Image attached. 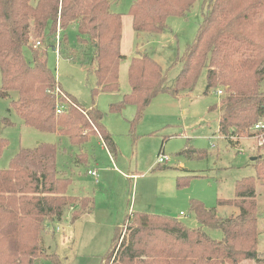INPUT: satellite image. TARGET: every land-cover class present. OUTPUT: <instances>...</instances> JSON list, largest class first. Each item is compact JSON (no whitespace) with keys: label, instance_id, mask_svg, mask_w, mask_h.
<instances>
[{"label":"trees","instance_id":"trees-1","mask_svg":"<svg viewBox=\"0 0 264 264\" xmlns=\"http://www.w3.org/2000/svg\"><path fill=\"white\" fill-rule=\"evenodd\" d=\"M196 0H135L129 8L136 33L160 34L169 17H184ZM112 0H0V98H10L11 108L23 124L39 132L64 136L78 149L98 132L106 147L116 148L103 125V114L83 109L61 90L47 65V50L53 48L57 21L62 31L63 53L76 60L91 51L92 99L119 90L122 55L121 15L110 11ZM202 21L196 37L180 59L181 70L174 86H166L167 74L147 55L132 57L127 68L130 92L110 104V113L132 106L130 131L160 94L178 97L193 91L202 71L206 72L204 95L222 88L219 99L218 133L235 146L244 134L261 122L264 134V0H202ZM76 30V48L66 49L65 31ZM46 40L43 50L40 45ZM24 50L30 53L27 62ZM84 64V59L79 60ZM174 64V63H173ZM173 66V65H172ZM58 89L63 95L56 92ZM222 91V90H221ZM62 102L69 105L56 113ZM8 121V120H7ZM6 121V122H7ZM9 124V122H8ZM8 141L0 138V156ZM190 151V150H189ZM111 154V153H110ZM200 155V153H199ZM256 176L236 181L234 198L217 201L218 206L237 209L228 217L191 201L190 211L200 227L187 228L176 218L147 212H132L114 229L108 251L100 264H240L253 260L264 264L257 253L259 231L255 186L264 180V154H255ZM80 157V155L78 156ZM80 161V160H78ZM71 179L58 174L56 147L37 143L20 149L7 168L0 169V264L58 263L55 253L44 249L46 224L62 219L72 208L71 221L89 213L90 198L67 194ZM131 222L127 244L118 240L125 223ZM202 228L218 229L223 238L211 239Z\"/></svg>","mask_w":264,"mask_h":264},{"label":"rangeland","instance_id":"rangeland-1","mask_svg":"<svg viewBox=\"0 0 264 264\" xmlns=\"http://www.w3.org/2000/svg\"><path fill=\"white\" fill-rule=\"evenodd\" d=\"M134 1L112 0L110 4V11L120 14L122 19L120 53L123 61L119 67V90L116 93L99 94L92 99L90 91L94 87V77L90 72L92 67L87 63L91 51H86V56L82 55L79 59H69L62 51L59 21L55 38L50 40L53 48L47 50V65L55 74L61 90L72 96L83 109L95 107L103 114L102 122L112 136L115 154L110 146L106 147L103 141L97 139L98 132L94 129V138L87 144V162H78L80 151L66 137L39 132L23 124L10 105L11 101L17 99L16 92H10L9 99L0 98V138L8 141L0 156V169L7 168L10 159L20 149L33 148L37 143H50L56 147L58 174L72 181L69 193L94 198L92 215L83 217L72 229L65 219L47 222L44 238L51 248L49 253H55L59 262L43 259L36 264H100L101 257L109 249L114 229L123 224L132 212L166 215L178 219L187 228L195 229L200 225L190 211V203L199 201L206 209H215L218 216L228 217L237 209L232 206L220 207L217 201L234 198L236 181L256 176V163L251 158L258 153L264 154V134L254 136L255 130H249L237 140L235 146L220 136V108L211 110L210 107L218 106L224 90L220 88L221 96L213 91L204 95L205 71L201 72L191 93L179 97L158 95L132 131L129 130L135 112L132 106L125 107L120 113L108 111L110 104L129 92L126 71L132 57L147 55L154 59L167 74L166 86L171 89L182 67L181 63L175 64V61L192 45L202 21V0H196L184 17L167 18L164 32L136 33L128 14ZM65 34L68 40L65 48H76L74 26L69 25ZM46 42L44 40L41 45H35L43 50ZM58 46L59 53L55 51ZM24 56L27 62L31 61L27 50H24ZM82 59L86 61L84 64L79 61ZM261 90L264 91V83ZM60 106L63 111L69 105L62 102ZM108 151L113 159L109 158ZM161 153L169 160L156 164ZM88 168L97 170L98 175L94 178L89 176ZM255 202L259 231L257 252L262 259L264 180L256 183ZM131 225V222L124 224L118 245L123 238L127 244ZM57 227L60 229L58 232ZM202 229L213 240L223 238L218 229ZM46 244L44 249L47 251ZM240 264L255 262L245 260Z\"/></svg>","mask_w":264,"mask_h":264},{"label":"crops","instance_id":"crops-1","mask_svg":"<svg viewBox=\"0 0 264 264\" xmlns=\"http://www.w3.org/2000/svg\"><path fill=\"white\" fill-rule=\"evenodd\" d=\"M122 55V54H121ZM138 56H140V55H138ZM154 60V59H153ZM121 61H123V60H121ZM121 61H120V63H121ZM129 63H130V60H129ZM129 63H128V65H129ZM128 68V67H127ZM119 72H120V70H119ZM126 76H127V71H126ZM129 85V84H128ZM129 92H130V86H129ZM128 92V93H129ZM101 95V94H100ZM171 96V95H170ZM179 97V96H178ZM154 100V99H153ZM105 127V126H104ZM100 136L98 135V140L100 141L101 139L99 138ZM94 138V136L93 137H91V139H90V141L92 140ZM90 141L88 142V143H90ZM102 141V140H101ZM87 143V144H88ZM87 144L86 145H84V147L83 148H81V149H79V151H80V161L81 162H84V163H86L87 161H86V158H88V156H87ZM35 147V146H34ZM33 147V148H34ZM30 149H32V148H30ZM108 153V156H109V158L110 159H113L112 158V156H111V154L109 153V151L107 152ZM79 156V155H78ZM79 162V161H78ZM157 164V163H156ZM95 172L96 173V175H98V173H97V170H93V169H91V168H88V170H87V174H88V172ZM89 176H91L92 178H94V176H92L91 174H88ZM95 182H97V179L95 178ZM71 183H72V181H71ZM68 194H69V196H72V197H75V198H90V199H92L93 200V203H94V198L92 197V196H86V195H81V196H77V195H74V194H71V192L69 193V191H68ZM94 208H95V203H94V206H93V209L89 212V213H87V212H85V213H83L82 215H80L74 222H71L70 221V218H71V212H72V209L71 208H69L68 209V211H66L65 213H64V215H63V217H62V219L64 220H66V222L68 223V226L70 227V229H72L73 227H75V225L83 218V217H86V216H90V215H92V213L94 212ZM122 225V224H121ZM121 225H118L117 227H119V226H121ZM116 227V228H117ZM54 235V234H53ZM46 238H44V241H43V245H44V247H45V244H46ZM46 248H47V250L48 251H50L51 250V248H50V246L48 245V244H46ZM258 251V250H257ZM258 253V252H257ZM258 255H259V253H258ZM262 259H264V257H262Z\"/></svg>","mask_w":264,"mask_h":264},{"label":"built area","instance_id":"built-area-1","mask_svg":"<svg viewBox=\"0 0 264 264\" xmlns=\"http://www.w3.org/2000/svg\"><path fill=\"white\" fill-rule=\"evenodd\" d=\"M58 40H59V35L56 36V41H58ZM36 45L39 46L40 43L37 42ZM55 51L59 53V46H58V48H57ZM56 92L59 93V94H61V95H63L58 89H56ZM216 95H217V96H221V95H222V91H221V90H217V91H216ZM60 108H62V107H60ZM60 108L56 110V113H59V112H60ZM262 128H263V125H262L261 122L255 124L254 127H253V129H254L255 131H259V130H261ZM259 145H261V143H259ZM168 160H169V158H168L167 156L162 155V153H161V154L157 157L156 163H157V164H164V163H166ZM88 174H91L92 176H96V173H95V172H90V171H89ZM71 209H72V208H71ZM180 214H182V213H180ZM52 221H55V220H52ZM56 231H57V232L60 231L59 227L56 228Z\"/></svg>","mask_w":264,"mask_h":264},{"label":"water","instance_id":"water-1","mask_svg":"<svg viewBox=\"0 0 264 264\" xmlns=\"http://www.w3.org/2000/svg\"><path fill=\"white\" fill-rule=\"evenodd\" d=\"M255 160H256V157L251 158V161H255Z\"/></svg>","mask_w":264,"mask_h":264}]
</instances>
